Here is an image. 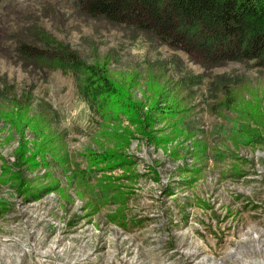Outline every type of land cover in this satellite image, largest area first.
<instances>
[{
    "label": "rangeland",
    "instance_id": "rangeland-1",
    "mask_svg": "<svg viewBox=\"0 0 264 264\" xmlns=\"http://www.w3.org/2000/svg\"><path fill=\"white\" fill-rule=\"evenodd\" d=\"M34 24L105 69L119 103L111 87L90 103L71 71L15 59L14 38ZM19 97L21 117L10 113ZM200 138L204 157L191 147ZM257 263L264 66H203L72 0H1L0 264Z\"/></svg>",
    "mask_w": 264,
    "mask_h": 264
},
{
    "label": "trees",
    "instance_id": "trees-1",
    "mask_svg": "<svg viewBox=\"0 0 264 264\" xmlns=\"http://www.w3.org/2000/svg\"><path fill=\"white\" fill-rule=\"evenodd\" d=\"M72 2L88 17H101L112 23L148 32L169 47L184 51L189 59L203 66L228 60H250L255 66H264V0H72ZM25 36L28 39L23 36L14 38L11 51L15 59L39 69L44 75L54 69L71 71L83 93L90 95L91 98H88L90 103L92 97L104 92V87L108 89L111 87L108 95H114L115 98L109 99H115L112 103H119V92L111 86L112 82L108 81L105 69L98 73L93 65L84 66L79 56L67 44L53 37L38 24L32 25L31 29L27 28ZM81 74L84 78H80ZM81 82L82 86L79 85ZM95 83L99 85L93 87ZM109 99H106V102H109ZM26 102L25 98L19 97L10 108L12 111V108L16 107L19 111L10 113L20 117L25 115L28 110ZM94 102H97V99ZM106 102L98 100L102 105ZM120 103L122 106H131L133 110L136 108L131 102L123 100ZM130 121H134V118ZM176 123L179 128H176L175 136H181L185 132L183 121L177 120ZM143 127L145 128L146 124ZM153 137L151 134L149 140L154 139ZM233 137L236 141L239 136ZM196 142H193L195 145L191 144L193 151L204 157L207 145L204 146L203 138ZM108 153L107 157L111 154L110 151ZM122 154L126 157L125 153ZM121 161V164L128 163Z\"/></svg>",
    "mask_w": 264,
    "mask_h": 264
},
{
    "label": "water",
    "instance_id": "water-1",
    "mask_svg": "<svg viewBox=\"0 0 264 264\" xmlns=\"http://www.w3.org/2000/svg\"><path fill=\"white\" fill-rule=\"evenodd\" d=\"M257 264H264V263H257Z\"/></svg>",
    "mask_w": 264,
    "mask_h": 264
}]
</instances>
